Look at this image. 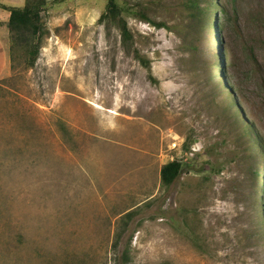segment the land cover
Instances as JSON below:
<instances>
[{
	"label": "rangeland",
	"instance_id": "374dc122",
	"mask_svg": "<svg viewBox=\"0 0 264 264\" xmlns=\"http://www.w3.org/2000/svg\"><path fill=\"white\" fill-rule=\"evenodd\" d=\"M48 1L31 68L0 8V264H264V193L241 183L264 158L241 138L264 146V0H210L214 31L187 0H117L166 25L126 18L149 70L97 21L106 0ZM172 159L190 169L166 186Z\"/></svg>",
	"mask_w": 264,
	"mask_h": 264
},
{
	"label": "trees",
	"instance_id": "16d2710c",
	"mask_svg": "<svg viewBox=\"0 0 264 264\" xmlns=\"http://www.w3.org/2000/svg\"><path fill=\"white\" fill-rule=\"evenodd\" d=\"M48 0H24L22 6L7 5L0 2V8L8 12L5 24L9 32L10 37V51L11 55L14 51H19L24 57L26 68H31L34 66L38 55L39 50L42 46L43 39L47 34V27L44 20V12L48 6ZM205 5L200 6V0H187L185 6L189 10L192 20L194 21V31L197 30L200 25L212 27L214 31L216 25V17L210 18V12L214 11V6H217V3L210 0H204ZM213 7V9H212ZM134 17L139 20L150 22L156 26H166L163 22L153 21L146 9L130 6L128 4L119 3L117 0H106L105 8L100 13L97 21L104 24L106 31L111 28H116L119 31L121 44L123 48L133 53L135 59L140 63V65L147 70L150 69L149 59L140 53L138 48L133 46V34L128 26L127 17ZM14 56V55H13ZM251 127L247 126L243 128L242 137L244 138L243 143L246 144L245 151L250 152L252 148H256L257 151L263 153V144L257 146L258 141L253 140L251 135L248 132ZM246 135L247 138H246ZM191 139L189 138L184 146L186 151L189 150V143ZM261 146V147H260ZM262 150V151H261ZM253 151V150H252ZM243 158L246 160L247 174L242 177L241 183L243 187L247 185L251 189V194L256 198L258 193L261 191L264 193V158L255 161L254 153H244ZM187 167L190 169V163L184 159H172L160 168V179L162 184L168 186L176 178H178L182 170ZM220 168H216L213 165L209 166V171L219 172ZM210 173L203 176V179L209 178ZM247 183V184H246ZM256 207L260 210V221L264 218V210L261 205L258 203ZM136 211L131 210L127 211L123 215V226L126 228L130 220L134 217ZM183 226L185 227V235L192 241L193 245L199 249L201 252H207L204 239L200 238L198 234L199 225H193L192 221L189 218L182 215ZM252 225L255 227L254 233L258 237H264V229H260L258 222L254 216L251 219ZM122 232H119L116 235L114 246L116 247L120 241ZM202 240V242L200 241ZM121 261L127 259V251L123 250L119 256Z\"/></svg>",
	"mask_w": 264,
	"mask_h": 264
}]
</instances>
